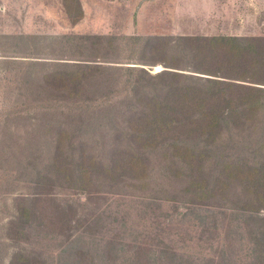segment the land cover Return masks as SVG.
Masks as SVG:
<instances>
[{"label": "rangeland", "instance_id": "obj_1", "mask_svg": "<svg viewBox=\"0 0 264 264\" xmlns=\"http://www.w3.org/2000/svg\"><path fill=\"white\" fill-rule=\"evenodd\" d=\"M132 35L141 38L135 46L124 38ZM214 37H236L240 49L252 46L237 51ZM249 38L255 41H243ZM260 49L264 55V0H0V264H145L146 259L149 264H181L182 259L214 264L219 250L227 257L224 264H250L253 233L232 195L228 207L190 211L174 190L176 181L167 185L164 166L171 162L176 135L168 133L143 151L152 180L145 188L120 183L98 195L96 184L80 188L67 172L81 162L101 167L117 149L136 148L126 120L134 100H147L153 92L137 96L125 89L107 96L122 86L118 66L124 62L152 75L178 72L186 77L177 80L192 91L207 85L197 76L252 84L234 79ZM76 59L95 61L79 71L81 79L70 81L62 75L76 67L63 62ZM263 71L257 76L262 81ZM161 89L155 95L167 99L166 88ZM44 102L91 106L38 108ZM14 105L23 110L4 115ZM227 121L220 127L221 147L214 155L204 153L202 171L208 178L221 171L229 175L223 167L227 156L264 162V147L255 146L264 141V106L238 107ZM60 130L66 132L60 135ZM179 139L199 152L196 140ZM65 160L67 172L60 168ZM234 175L240 180L243 172ZM160 186L165 189L159 191ZM253 214L264 216V210Z\"/></svg>", "mask_w": 264, "mask_h": 264}, {"label": "trees", "instance_id": "obj_2", "mask_svg": "<svg viewBox=\"0 0 264 264\" xmlns=\"http://www.w3.org/2000/svg\"><path fill=\"white\" fill-rule=\"evenodd\" d=\"M91 37L92 36H72V38L79 40L91 39ZM93 37L97 40L114 39L112 36ZM124 38L131 40L134 46L137 41L141 39L138 35L125 36ZM214 39L228 42V45L231 44L237 51H244L252 46V44H249L245 48H237L240 42H238L239 39L236 37H214ZM250 39L255 41L254 38L243 41L249 43L248 41H250ZM255 55L257 57L255 58L253 56L250 62L244 67L243 74L240 75L241 77L239 76L234 79L252 84L197 76L199 80H203L207 85H203L201 88H193L194 90L192 89V91L185 85L180 84L177 80L182 76L186 77L178 74V72H163L164 70H162L152 75L134 65L133 62H124V64L118 66L124 82L122 86L119 87L120 89L115 88L111 90L107 96L119 93L125 89H131L133 94H138L137 96L148 94L151 90L153 92V96L150 98L147 97V100L141 99V97L134 100L130 107V114L126 120V131L128 132L129 138L135 142L136 148L131 152L117 149L115 155L98 168L97 166H91V164L85 165L84 162H81L76 169L70 168L71 171L67 172V167H69L68 165L70 163L66 162V160L60 164L63 165V167L60 168H64V171H66L69 176L76 177V182H78L76 185L80 188L86 189L96 184L98 193L96 188H94V190L98 195H101L103 192H106L108 189L120 183H122V187L124 185L127 187H136L137 189L145 188V186L151 185L152 180L149 179L148 172L150 159L143 151L150 145L161 143V137L166 136L168 133L176 135L174 137L172 136L170 142L172 151H169L170 154L168 156L171 158V162L169 165L164 166L166 171L170 174L167 185L170 187L172 183L176 181L174 190H176V194H178L180 198H185L184 201L191 206L188 209L190 211L193 207L196 211L198 209L202 210L201 207L203 206L207 209L208 207H216L219 209L228 207L229 205L226 204V202H230L229 195H232L231 202L237 203V207L246 213L243 223L245 226H251L249 232L253 233V238L251 239L253 242L252 262L250 264H264V216L253 214L261 209L264 210V162L261 164V161L249 162L248 159L242 157L231 159L227 156L223 167L229 175L221 171L218 175H213L210 178L207 177L205 171H202L203 164H201L205 152L214 155V148L218 146L219 149L221 147L223 141L221 140L220 127L222 124L229 123L227 120L235 114L238 107H240L241 110L254 111L264 106V81L257 77L260 76V68L263 71L264 55L261 49L260 52L257 51ZM66 59L69 60L74 58ZM76 60V62H63L67 65L76 67L74 71H69L62 75L64 78L71 79L70 81L76 78L81 79L79 71L92 67V65L87 62L95 61L91 59ZM138 71H140V77H148L147 82H142L139 76L138 79L136 78ZM248 72H251L250 77H246ZM82 74H84V72H82ZM45 77L47 76L45 75ZM159 77H164L162 79L164 81L154 83L152 79H157ZM257 84L263 86H257ZM161 88H166L165 97H167V99L160 97V92L163 91ZM148 89L151 90L147 91ZM231 89L239 91V93L236 95H228L231 91L229 93L227 90ZM158 91L160 92L155 95V92L157 93ZM177 98L182 101L187 99L188 102H172L173 99ZM101 105V103H96L94 107L99 108ZM37 106L42 109L51 108L63 110L65 106L68 110L83 111L89 108L91 104L89 103L88 105L83 102L77 104L72 103V105L69 106L47 104V102H44ZM183 108L185 110L184 113H182ZM22 110V108H18L14 105L7 109L6 113L4 111V115L10 116ZM65 132V130H60L59 134L62 135ZM179 136L196 140V144L200 145L199 152H196V147L191 148L187 145H182L183 141L179 139ZM211 145L212 147L210 148ZM255 146L264 147V141L256 143ZM57 155L60 154L57 152ZM176 156H180V159H177ZM196 164L199 166H196ZM55 165L59 164L54 161L53 167H58ZM173 167L177 168L173 169ZM196 170L198 171L197 173ZM236 170L243 172V177L240 178L243 182L235 178L234 174ZM94 174L97 176V180L93 181ZM101 178H103L104 181L100 182L99 180ZM150 189L153 190L152 187H150ZM164 189V186H160L159 191H163ZM19 211L24 210L18 208L17 212ZM218 213L219 212H217V214ZM20 215H23V212ZM172 256L175 259L177 257L176 253H171V257ZM226 258L224 250H219L218 254L212 258L211 261L214 264H224ZM160 259L166 260L168 257L164 255L162 257L160 255ZM182 261L183 263L181 262V264L185 262L189 264L187 263L188 260L184 261L182 259ZM26 262L27 260L24 261L23 264ZM149 263L150 262L146 259L145 264ZM191 264H206V262L202 261L198 263L194 261L191 262Z\"/></svg>", "mask_w": 264, "mask_h": 264}]
</instances>
